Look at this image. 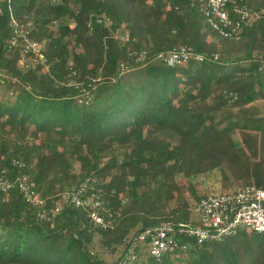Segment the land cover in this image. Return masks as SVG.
<instances>
[{"label": "trees", "instance_id": "obj_1", "mask_svg": "<svg viewBox=\"0 0 264 264\" xmlns=\"http://www.w3.org/2000/svg\"><path fill=\"white\" fill-rule=\"evenodd\" d=\"M235 6L260 17L239 39L215 32L196 0H1L0 166L23 162L48 207L88 182L112 227L67 205L43 222L19 191L0 194V264H122L139 232L197 224L202 198L232 183L233 191L264 189V0ZM13 18L45 62L22 63L24 38L10 46ZM182 46L206 60L170 68L157 59ZM20 132L43 140L24 142ZM116 148L122 160L111 155ZM178 241L173 257L158 261L145 244L126 264H175L184 255L188 264H264V234Z\"/></svg>", "mask_w": 264, "mask_h": 264}, {"label": "built area", "instance_id": "obj_2", "mask_svg": "<svg viewBox=\"0 0 264 264\" xmlns=\"http://www.w3.org/2000/svg\"><path fill=\"white\" fill-rule=\"evenodd\" d=\"M196 1L200 2L202 13L209 26L225 38L239 39L244 26H252L260 19L257 14H251L243 7L235 6L231 9V0ZM55 25L57 26V23ZM12 26L15 37L10 46L17 47L19 38H24L22 63L26 68L31 64L45 62L44 56L40 54L39 43L28 39L25 35L26 31L14 18ZM144 58L145 54H142L139 60ZM157 59L170 68L183 66L191 61L201 63L206 60L205 55L196 53L187 46L161 54ZM124 68L123 66L122 69ZM23 169L24 163L18 159H12L6 167L0 166V194L19 191L27 203L38 209L37 216L43 222L55 220L61 213L63 205H67L86 211L94 226L102 229L112 227L111 221L105 216L109 213L105 199L100 191L91 187L88 182H83L73 191L63 194L62 201L48 207L33 181L22 174ZM195 216L197 217L195 225L161 224L139 232L131 241L126 261H134L137 257L136 249L145 244H148L151 256L158 261L166 256L173 257L180 248L178 238L182 236L194 238L199 244H203L222 242L240 231L264 234V189L247 186L238 191L208 195L197 204ZM126 261L122 264H126Z\"/></svg>", "mask_w": 264, "mask_h": 264}, {"label": "rangeland", "instance_id": "obj_3", "mask_svg": "<svg viewBox=\"0 0 264 264\" xmlns=\"http://www.w3.org/2000/svg\"><path fill=\"white\" fill-rule=\"evenodd\" d=\"M52 31H53L54 33H56L57 29L54 28V29H52ZM259 105H260V104H259ZM263 114H264V113H263ZM234 139H235V141H239V138L237 137V135L234 136ZM7 140L10 142V145H11L10 147L13 148V147H14V143H15V141L17 140V138H16V136H14V135H13V136H8V139H7ZM19 140H23L24 142H25V141H26V142H27V141H28V142H34L36 145H39L43 139H42L41 136H40V137H36V136H34V132H32L30 136H25L24 134H22V132H20ZM123 153H124V150H121V149H119V148H116V149H114V150L112 151L111 155H116V156L119 157L120 160H122V159H123ZM35 164H36V160H34L33 162H31V169H32L33 167H35ZM32 170H33V169H32ZM73 170H74V173H78V172H79V165L75 164V162H74V164H73ZM179 181H180V183H181L183 186H185L186 188L188 187V183H187L186 180H181V179H180ZM196 181H197V180H195L194 183H195ZM198 181L201 182V183H200V184H201V185H200V188L202 189L201 191H202V192H205L206 189L208 188V186L210 185L209 181H208L207 179H205L204 177L201 178V179L198 180ZM231 188H232L231 191H233V189H234V190L238 189L239 186L236 185V184H234V183H232V184H231ZM187 196H188V194H187ZM174 201H175V200H174ZM174 201L171 202V206H170V208H174V207L177 205V204H176V201H175V202H174ZM195 218H197V217L195 216ZM94 251H95V253H101L100 256H101L102 258L108 260V261H113V259H114V258L112 259V258H109V257H107L106 255H104L102 249H100V248H98V249H96V250H94ZM175 264H188V262H187V260H186V255L179 257L178 261H176Z\"/></svg>", "mask_w": 264, "mask_h": 264}]
</instances>
